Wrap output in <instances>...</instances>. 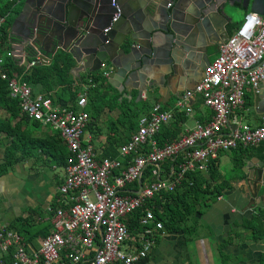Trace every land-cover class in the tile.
<instances>
[{"label": "built area", "instance_id": "1", "mask_svg": "<svg viewBox=\"0 0 264 264\" xmlns=\"http://www.w3.org/2000/svg\"><path fill=\"white\" fill-rule=\"evenodd\" d=\"M117 18L118 14L114 15L112 22ZM3 21L0 18V24ZM29 54L32 57L27 60V68L40 62L41 53L32 46ZM11 57L24 63V56L10 50L0 56V69ZM99 72L106 80V72ZM0 78L7 83L10 97L19 101L21 112L43 128L57 132L69 151L56 187L57 205L48 234L41 237L35 249L16 231L0 226V264H68L65 259L69 264H139L150 252L154 238L153 234L147 236L152 230L145 229L134 239L135 244H128L130 235L124 222L128 214L143 207L140 223H151L154 215L148 202L155 195L172 192L184 172L205 173L211 162L216 164L221 152L264 143V116L258 126H251L240 114L245 93L256 96L264 82V18L250 12L219 45L217 56L195 88L179 93L171 111L154 104L139 118L135 133L118 146L114 159H99L91 136L84 133L89 120L84 111L88 105L86 93L93 86L90 80L73 109L34 95L16 74L9 77L0 71ZM197 99L211 110L209 121H196L186 135L158 144L156 136L161 129L175 116H192V102ZM177 156L175 170L172 167L168 177H161V163ZM148 166L152 168L145 175ZM160 229L162 224L157 222L153 231Z\"/></svg>", "mask_w": 264, "mask_h": 264}, {"label": "water", "instance_id": "2", "mask_svg": "<svg viewBox=\"0 0 264 264\" xmlns=\"http://www.w3.org/2000/svg\"><path fill=\"white\" fill-rule=\"evenodd\" d=\"M101 1L24 0L9 30L14 53L23 51L27 66L29 48H37L38 67L50 65L62 51L73 61L70 73L104 70L107 85L123 97L135 91L137 102L145 95L167 105L198 84L210 64L208 47L229 38L225 26L232 12L241 9L264 18V0H193L191 6V0H114L116 8L110 0L107 15ZM170 3L173 9L166 8ZM256 97L258 112L264 114V84ZM244 162L245 209H251L263 200L258 193L264 190V149L262 158Z\"/></svg>", "mask_w": 264, "mask_h": 264}, {"label": "trees", "instance_id": "3", "mask_svg": "<svg viewBox=\"0 0 264 264\" xmlns=\"http://www.w3.org/2000/svg\"><path fill=\"white\" fill-rule=\"evenodd\" d=\"M17 5H19L17 0H11L8 5L0 10V18H4L0 24V55L4 51L5 53L10 51L12 43L9 38V30L12 21L20 12V8L15 10ZM20 6H22L21 3ZM11 13L14 14L12 17L10 16ZM235 26L237 25L231 24L229 35L233 33ZM72 67L71 57L62 51H58L53 55L52 62L48 66L27 68L19 59L11 57L6 58L0 71L6 72L9 77L16 74L31 90L38 89L39 95L49 97L54 103L62 107H73V109L76 108V100L82 91V85L88 84V80H90L93 86L86 93L88 105L84 111L88 113L89 120L84 133L97 136L101 132L98 124L104 115V111L108 110L107 112L112 114L113 111L120 110L117 117L109 123L106 145L101 148L99 157V159H114L118 155V146L130 138L123 142L121 135L126 132L135 133L137 122L142 116L139 117V115L145 111L141 107H147L148 103L140 102L137 104L134 100L128 102L124 99L119 101L120 95L110 98L109 94L113 92V89L107 85L100 72L88 74L87 77H80L77 80L73 79L70 74ZM251 105L249 102L248 106ZM0 112L5 115L4 117L0 116V178L9 173L16 165L29 160L32 161L30 170L33 173L46 172L55 168L62 169L65 166L69 151L59 134L51 130L45 132L38 122L23 114L19 107V101L10 97L7 83L1 78ZM117 125L123 128L121 134L118 133ZM175 135L170 132V129L163 128L156 136V140L158 144H163L175 139ZM178 159L177 156L173 160L161 163L162 174L165 177L170 175L172 167L175 170ZM151 168V166L145 168V175L149 174ZM217 177V166L213 162L208 165L205 173L198 170L184 172L179 184L172 192L155 195L148 202L147 205L154 215V220L151 223L147 225L140 223L143 207L135 209L125 217L124 222L129 235L137 237L138 234H143L145 229H151L153 232L156 223L161 222L162 229L157 230V233H179L183 236L189 253L186 264H203L200 260L201 250L198 248L199 240L202 238L208 240L209 264H239L238 256L226 253L224 248L230 243L240 245L242 242H262L264 240V208H257L252 218L243 220L242 226L248 232L247 238L244 237L243 233L233 231L226 237L217 239L213 230L207 224L202 223L198 217L227 186L226 182L211 185V182ZM59 183L56 182L57 185ZM56 198L57 194L55 193L48 208L44 210L48 213L47 219H43L44 217L39 215L43 212L39 207H28L26 216L14 217L6 227L16 231L21 235L23 241L37 248L36 239L47 235L52 227L50 219L57 205ZM150 235L151 233L147 234V236ZM157 241L158 238L155 236V242ZM148 257L149 255L143 258L139 264L146 263ZM62 259H64L63 254ZM64 261L69 264L66 259ZM257 264H264V252L260 254Z\"/></svg>", "mask_w": 264, "mask_h": 264}, {"label": "crops", "instance_id": "4", "mask_svg": "<svg viewBox=\"0 0 264 264\" xmlns=\"http://www.w3.org/2000/svg\"><path fill=\"white\" fill-rule=\"evenodd\" d=\"M18 4H22L23 1L17 0ZM192 0L189 2L188 6H191ZM174 5L171 7L166 5L167 9H173ZM16 9V7H15ZM189 9V7H187ZM239 11V9H237ZM232 21L225 26L227 32L230 34V26ZM239 25V24H238ZM235 26L234 30L238 27ZM234 32V31H233ZM12 51V47H10ZM22 57L24 52H19ZM208 60L211 62L218 54L217 45L208 47L207 50ZM3 56V55H0ZM24 64V63H23ZM73 79L79 80L80 77H87L88 72L84 73H70ZM261 84H264L262 82ZM82 85V90H83ZM32 93L37 95L39 93L38 89H32ZM116 95H120L119 101L122 99L131 102L134 100L137 104L140 102L148 103V107L139 117L143 114L148 113L154 104L158 103V97L150 99L147 97L145 100L136 101V92L133 91L131 96L123 97L116 89L113 88V92L109 94L110 98ZM172 97L167 105H162L165 110L171 111L174 107ZM245 105L240 114L243 116L245 123L251 126H258L261 122L263 113L258 112L259 99L250 92L245 93ZM149 101H153L149 103ZM251 102V106L248 103ZM193 115L186 116L185 114H180L174 117V120L170 122L164 129H170V132L176 134L174 138H179L180 136L186 135L194 126L195 122H200L202 124L209 121L212 112L207 107H205L201 100L197 99L192 102ZM104 111V115L111 118L108 122L100 121L98 128L101 130L100 134L97 136H91L92 144L95 148L98 158L100 157L101 148L106 145V138L108 136V126L111 120L115 119L119 114L120 110L113 111L112 114ZM136 123V122H135ZM136 125V124H135ZM118 133H122L123 128L117 125ZM162 128V129H163ZM161 129V130H162ZM132 134V133H131ZM124 133L122 136L123 142H125L130 136ZM89 135V134H87ZM264 149V143L254 147H238L236 149H231L229 151L221 152L216 160V166L218 171V177L216 180L211 182V185H218L219 183L226 182L227 186L223 189L222 193L210 203L208 208H206L201 215L198 217L201 219L202 223L207 224L215 234L217 239H222L226 237L231 232L243 233L244 237H248L247 230L242 226L244 219H250L255 214L257 208H264V190L261 189L258 193V197L263 196V200L257 201L255 206L251 209H245L246 204L249 199L248 188L243 181L244 172L242 168H247L244 159H249L250 157L262 158V151ZM253 164L252 162L249 165ZM60 173H54V183L51 177L44 171L30 172V173H20L12 174L11 172L2 176L6 180L2 186H0V203H3L4 209L7 210L8 216L5 223H1L0 226L8 225L11 217H16L18 215L26 216L28 213L26 209L28 207H39L43 211L48 208L49 203L53 200L55 195L56 182H61L63 173L60 169ZM163 172V171H162ZM162 174V173H161ZM1 177V178H2ZM161 177H165L163 174ZM4 217V216H3ZM48 218V216H47ZM46 219V218H45ZM155 232V234H153ZM153 236L158 238L148 253L149 257L144 264H186L189 259V253L184 241V238L179 233H157L156 231L151 232ZM141 234H138L139 237ZM133 235H130V240L128 244H135V239ZM132 239V240H131ZM41 237L36 239L37 248L40 245ZM207 238H202L199 240V247L201 250L200 260H204L205 264H209V252L207 253L208 247ZM33 248H35L33 246ZM35 248V249H37ZM224 251L228 254L238 256L239 264H257L259 256L264 252V240L260 243H244L240 245L236 243H230L225 248ZM202 260V261H203Z\"/></svg>", "mask_w": 264, "mask_h": 264}, {"label": "rangeland", "instance_id": "5", "mask_svg": "<svg viewBox=\"0 0 264 264\" xmlns=\"http://www.w3.org/2000/svg\"><path fill=\"white\" fill-rule=\"evenodd\" d=\"M21 1H24V0H21ZM11 2V0H0V10L1 9H3L6 5H8V3H10ZM21 9V6L20 5H17L16 6V9L15 10H17V9ZM14 14L13 13H11L10 14V16L12 17ZM244 16H245V12L243 11V10H239V11H234V12H232L231 13V21H232V24H234V25H238V24H240L242 21H243V18H244ZM6 53H5V51L2 53V55L4 56ZM173 101V103L175 102V100L174 99H172ZM153 101H149V103H152ZM148 107V106H147ZM146 106L145 107H141V109L144 111L146 108H147ZM0 116L1 117H4L5 115H4V113L3 112H0ZM101 121H103V122H108L111 118H109V115L107 116H105V115H103L101 118ZM43 130L45 131V132H49V130L47 129V128H43ZM126 135L128 134V132H126L125 133ZM0 158H1V151H0ZM31 160H29V161H26V162H24V163H22V164H18V165H16L10 172L12 173V174H20V173H22V174H24V173H30L31 172V170H30V168H31ZM46 173L51 177V179H52V181H53V183L55 182L54 181V177L56 176L54 173H60V170H59V168H55V169H51V170H49V171H46ZM6 179L5 178H0V186H2L3 185V183H5L4 181H5ZM58 186V185H57ZM56 186V187H57ZM56 187H55V190H54V192L56 191ZM8 214L9 213H7V210H5L4 209V206H3V203H0V224L1 223H5L6 221H7V216H8ZM41 217H44L43 219H45V218H47V216H48V213L47 212H45V211H43V212H41L40 214H39ZM39 215H37V216H39ZM4 216V217H3ZM36 216V218H38ZM35 218V219H36ZM13 219V217H11L10 218V221ZM6 220V221H5ZM203 260V259H202ZM203 262V264H205V262H204V260L202 261Z\"/></svg>", "mask_w": 264, "mask_h": 264}, {"label": "flooded vegetation", "instance_id": "6", "mask_svg": "<svg viewBox=\"0 0 264 264\" xmlns=\"http://www.w3.org/2000/svg\"><path fill=\"white\" fill-rule=\"evenodd\" d=\"M193 1V0H192ZM110 2V0H102L101 3H102V8H103V15H107L108 13V3ZM113 3L116 5L115 1L112 0L111 2V6L113 7ZM170 5V6H168ZM167 6L168 7H171L172 3L168 4ZM147 98V97H146Z\"/></svg>", "mask_w": 264, "mask_h": 264}]
</instances>
